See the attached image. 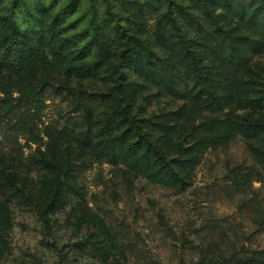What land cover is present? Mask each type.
<instances>
[{
    "label": "rangeland",
    "instance_id": "1",
    "mask_svg": "<svg viewBox=\"0 0 264 264\" xmlns=\"http://www.w3.org/2000/svg\"><path fill=\"white\" fill-rule=\"evenodd\" d=\"M261 3L0 0V264H264Z\"/></svg>",
    "mask_w": 264,
    "mask_h": 264
},
{
    "label": "trees",
    "instance_id": "2",
    "mask_svg": "<svg viewBox=\"0 0 264 264\" xmlns=\"http://www.w3.org/2000/svg\"><path fill=\"white\" fill-rule=\"evenodd\" d=\"M236 4L238 5L239 2L237 1ZM238 9L242 8L241 4L238 5ZM10 19L6 22L8 28H5V31L0 36V65H2L6 70L12 73H28L33 72L34 68H39L47 65V62L51 59H47V52L44 50L38 52L34 51L33 48L27 46L23 47L22 44H20V39L17 40L13 36L15 34V31L18 32L16 26L14 25V20L12 19L11 14L9 15ZM249 16L255 17H264V3L259 4L255 9H252ZM5 20V19H3ZM111 21H113L112 18H110ZM170 27L173 35L177 38L178 42L184 46H186V40L183 38V33L181 32V29L179 28V25L176 24L175 20L170 21ZM264 22L262 24V35H264ZM96 44L102 48V43L99 39H96ZM129 57H132L133 54L130 52ZM142 69V68H140ZM212 92V91H211ZM214 95H209L207 101V105L213 106V107H221V102L216 100L214 98ZM34 97H39L38 93L34 94ZM37 101H40V98L36 99ZM24 104L27 108V103L18 102L17 104H9L4 105L5 108L1 109L0 106V112L4 110V112L9 113L10 117H16V114L18 113V105ZM14 125V124H12ZM140 147V146H139ZM111 151L115 153L114 147H111ZM163 161V160H160ZM167 164V163H166ZM161 168H165L164 165L161 166ZM171 178V177H170ZM174 178H177V173L175 174Z\"/></svg>",
    "mask_w": 264,
    "mask_h": 264
}]
</instances>
